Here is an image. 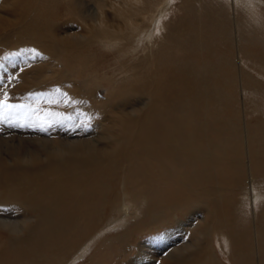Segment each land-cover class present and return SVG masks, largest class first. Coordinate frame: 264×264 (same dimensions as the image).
I'll use <instances>...</instances> for the list:
<instances>
[{
  "label": "bare ground",
  "instance_id": "1",
  "mask_svg": "<svg viewBox=\"0 0 264 264\" xmlns=\"http://www.w3.org/2000/svg\"><path fill=\"white\" fill-rule=\"evenodd\" d=\"M43 1L69 16L4 0L0 57H41L28 71L26 86L41 84L32 101L51 120L87 110L99 140L53 139L46 149L28 141L0 154V211L29 217L15 231L0 222V264H76L95 244L83 264L154 263L135 245L142 238L150 251L167 248L157 264H224L218 249L231 264H264V124L246 119L264 97V39L250 22L264 0ZM89 48L109 50L125 74L108 97L78 80L89 77ZM240 217L250 240L235 230Z\"/></svg>",
  "mask_w": 264,
  "mask_h": 264
},
{
  "label": "rangeland",
  "instance_id": "2",
  "mask_svg": "<svg viewBox=\"0 0 264 264\" xmlns=\"http://www.w3.org/2000/svg\"><path fill=\"white\" fill-rule=\"evenodd\" d=\"M87 1L91 5H97L99 3L101 5L103 3V0H93V1L87 0ZM3 2L4 0H0V3L4 5ZM175 2L176 3H174V6L176 7L181 2V0H175ZM34 4L39 14L41 15H44V13L46 15L48 14L50 15L49 17L53 18V20H56L58 18L59 19L64 18V16L66 17L69 16L67 12L65 11V8H62L59 3H56L55 5L54 3L53 4L45 3V1L43 0H34ZM3 5H0V14L5 9V5L4 6ZM49 5H52V6H49ZM53 8H55V10ZM260 9H261V14L259 13L258 15V13L254 12L253 19H250V22L251 23L253 22L252 27H254V29H257L255 30L257 32L256 35L259 38L263 37L264 39V29H263L264 28V3L260 5ZM56 11L58 12V14ZM63 12L66 14H64ZM177 14L178 13H176L175 11L171 12L170 15L166 17L167 22L171 21L172 19H175V17H177ZM3 28H4L3 24L0 21V34H3V32L5 31V29ZM53 29L54 31L58 32V29L56 28V26ZM212 34H213L212 35L213 39L218 41V45H221L222 43L220 42V39L218 38L217 36L218 34L215 31V29H212ZM22 50L23 49H21L17 53H7L3 51L4 53H6L5 57H7V59L0 57V75H1L0 76V100L5 101L8 105L15 106L11 114L10 113L7 114V111H5L3 118L0 119V154L3 157H5L7 156L8 148L10 147L17 148L20 143H24V145L27 146L26 144H28V141H32V142L34 141L37 147L41 145L40 147L46 149V148L52 147L51 143H53V141H59V142L69 141L73 137L87 139L89 135H92L94 141L99 140L98 132H96L97 128L96 126H94L96 125V123L94 121H92V123L89 122L91 121L89 120L90 119L89 117H91V115L88 113L87 110L79 108L77 106H73L72 108L75 107L74 109L71 108L65 111L63 110L65 114L62 111L60 112V115L56 119L51 120L48 117V115H46V112H43L42 107L44 104H41V102L38 103V102L32 101L33 97H35L37 93L41 91V84L36 85V86L27 87L26 83L29 82L28 78L30 76L28 71H30L32 74H36L37 71L39 70V67L42 65L41 64L42 60H41V57H39L37 54L31 53L28 51L23 52ZM84 55L86 56L88 55L85 59V62L88 66H91L89 67L90 70L88 69V67L86 68V70L88 69L86 75H88L89 77L87 78L84 77V79L79 78L78 80L82 82L81 84L83 85L85 80L86 79L88 80L89 78V80L91 81L90 87H92L95 90L97 89L98 92L104 97L110 96L111 92L115 91L113 89V82H119V80L123 79L125 76L124 73L118 71V68H116L117 65L114 64L116 63V57L112 55V53L109 50L99 49V48L86 49L83 51V56ZM110 60H113V61L110 62ZM101 62L104 65H102ZM96 63H97V67H96ZM93 64L95 66H93ZM96 75H98L99 77L98 76L96 77ZM252 75H256V74L252 73ZM260 77L261 79L262 78L264 79V75L263 76L260 75ZM45 92L52 93L50 88L48 89L46 88ZM253 102L254 103L251 104L252 107H250V111H249L250 115L246 116V119L252 125H255V124L259 125L260 123L264 124V97L263 99L258 98L257 100H253ZM21 104L26 109L25 111H23L24 113H21V109L17 107V105L19 106ZM126 108L130 109L128 106H126ZM18 112H19V115H18ZM231 112L232 111H228L227 116H226L227 118H231V119L234 118L235 113L234 111L232 113ZM85 117H87L88 119ZM235 119L236 120H233V121H236L237 123L236 125L240 126L241 120L239 118V115H236ZM106 211L107 213L106 212L105 213L108 216H110L109 214L111 212L108 209ZM187 215L185 216L183 215L184 219H187L186 217H191L190 213H188ZM23 216H24L23 213L19 209H11L6 212L0 211V222H3L4 219L8 220L10 222L9 225H11V227L14 228L13 230L15 231V230H18L22 225H24V218H26V221L28 220L27 219L28 216L26 217H23ZM118 216L119 215H117L115 218L117 219ZM138 216H139L138 213H134V214H131L130 217H128L129 219L128 222H131V223H128L129 226H131L138 220ZM115 218L113 220H115ZM36 223L37 222L35 221L33 224L36 225ZM238 224H239L238 229H235L236 232L238 234H243L246 240H250L251 232H250V226H249L247 219L245 217H242V218L240 217ZM116 229L117 230L108 231L109 232L108 236L110 237L119 236L125 230L119 227ZM145 240L146 238H142L141 241L136 242L135 245L138 246L139 248L144 247V250L148 251L152 255L153 260L155 261L154 263L153 261H150L148 264H157L158 262H160L161 256L163 255L164 251L167 248H165L163 245H156L157 244L156 243L154 244V251H150L148 249V246L147 247L146 245L143 246V244H145ZM141 242L143 243L142 247L139 244ZM177 242H179V240H176L175 243ZM97 247L98 245L95 244L94 247L89 251V253H87L86 256L80 261H78L76 264H83L85 262H88L89 259L94 255V252L96 251ZM138 247L136 249H138ZM131 255L135 257L137 256V253H135V250L133 251ZM218 255H219L218 257L221 259V261L224 264H231V261H232L231 253H227V251L225 250L218 249ZM132 263H133V260L127 262V264H132Z\"/></svg>",
  "mask_w": 264,
  "mask_h": 264
},
{
  "label": "snow or ice",
  "instance_id": "3",
  "mask_svg": "<svg viewBox=\"0 0 264 264\" xmlns=\"http://www.w3.org/2000/svg\"><path fill=\"white\" fill-rule=\"evenodd\" d=\"M5 59H7V57H5ZM14 108L15 106L8 105L5 101L0 100V119L3 118L5 111L11 113L14 110Z\"/></svg>",
  "mask_w": 264,
  "mask_h": 264
}]
</instances>
